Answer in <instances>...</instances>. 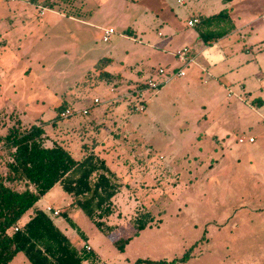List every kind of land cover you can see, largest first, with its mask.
<instances>
[{"label": "rangeland", "instance_id": "rangeland-1", "mask_svg": "<svg viewBox=\"0 0 264 264\" xmlns=\"http://www.w3.org/2000/svg\"><path fill=\"white\" fill-rule=\"evenodd\" d=\"M184 2L0 0V122L9 126L21 116L42 123L48 139L75 158L93 148L123 185L106 218L113 235L70 208L58 184L37 202L68 209L85 236L62 216L53 217L57 226L77 247L87 243L97 264L171 260L190 248L179 264H264V0ZM223 8L240 41L229 34L199 50L187 20ZM109 27L115 33L105 42L101 29ZM170 36L193 47L195 57L184 76L149 88L155 70L181 63L161 48ZM102 69L111 80L102 79ZM86 107V114L61 116ZM5 158L1 149L0 172ZM143 212L158 224L118 250L112 240L132 233ZM8 264L30 263L19 252Z\"/></svg>", "mask_w": 264, "mask_h": 264}, {"label": "trees", "instance_id": "trees-1", "mask_svg": "<svg viewBox=\"0 0 264 264\" xmlns=\"http://www.w3.org/2000/svg\"><path fill=\"white\" fill-rule=\"evenodd\" d=\"M230 1L223 0L224 3ZM193 27L197 38L205 45L235 28L228 8L199 15V22ZM104 61L100 59L95 67L100 68ZM100 74L102 79L113 77L103 69ZM252 102L259 105L261 98H254ZM15 112L19 111L15 109ZM10 118L8 114V120ZM1 149L7 158L3 163L4 172H0V264H8L19 252L30 264H97L98 258L92 248L87 243L81 247L74 245L56 225L54 215L37 207L36 203L58 184L71 196L70 208L80 209L101 232L113 235L116 226L109 224L106 218L115 213L113 198L123 185L104 157L92 148L75 158L65 145L48 139L42 123H25L21 116L9 126L0 122ZM30 209L28 220L19 224L22 215ZM58 216L81 237L85 236L68 209L60 211ZM16 224L19 227L15 230ZM157 224L153 214L143 212L135 218L133 232L113 239L112 243L122 251L140 230ZM190 250L171 260L137 258L132 264H179L188 259Z\"/></svg>", "mask_w": 264, "mask_h": 264}, {"label": "built area", "instance_id": "built-area-1", "mask_svg": "<svg viewBox=\"0 0 264 264\" xmlns=\"http://www.w3.org/2000/svg\"><path fill=\"white\" fill-rule=\"evenodd\" d=\"M180 3L183 2V0H178ZM45 9L42 8L41 12L40 13H43ZM263 20H264V17H263ZM199 22V18L197 17H194V18H191L187 21V25L190 26V27H193L194 25H196L197 23ZM114 34V30L112 28H103L102 29V40L103 41H109L111 35ZM189 48L188 47H182L178 50H176L175 52H173V56L177 57L178 60L181 61L179 67L175 68V69H171V70H166L164 68H158L157 70H155V75H157L158 77H160L161 79L157 80L156 78H150L149 81H148V86L149 88H157V87H160L162 86L163 84L169 82L170 80H172L173 78H176V77H182L185 75V70H184V67L188 65L189 62H192L193 61V57L189 55ZM93 103L97 104L99 103V100L97 98H95L93 100ZM140 110H143L144 107L143 105H141L139 107ZM75 113H78V114H86L88 113V108H84V109H81L79 111H76V112H72L71 110L69 109H66L65 111H63L61 113V116H69V115H72V114H75ZM246 140V138H239V142H244ZM248 141H253V138L252 137H249L248 138ZM45 211L46 212H49L51 214H53L54 216L56 215H59L60 214V211L57 210V209H54L53 207L51 206H46L45 207ZM19 225L16 224L14 229H18ZM87 248L89 249V246H87Z\"/></svg>", "mask_w": 264, "mask_h": 264}, {"label": "crops", "instance_id": "crops-1", "mask_svg": "<svg viewBox=\"0 0 264 264\" xmlns=\"http://www.w3.org/2000/svg\"><path fill=\"white\" fill-rule=\"evenodd\" d=\"M178 1V0H177ZM232 1V0H231ZM230 1V2H231ZM178 3H180L179 1H178ZM185 2H184V0H183V2L182 3H180V4H184ZM42 10V9H41ZM231 15V14H230ZM194 17H197V18H199V15L197 16V15H195V16H193L192 18H194ZM231 18H232V16H231ZM233 19V18H232ZM239 19V18H238ZM189 20V19H188ZM187 20V21H188ZM261 20L262 21H264L263 20V17L261 18ZM233 22H234V26H235V28H234V30H232L230 33H228L227 35H225V36H228L229 34H232V35H234V37L235 38H239L238 37V35H239V31H238V26H237V22H236V20L235 19H233ZM186 27H190V26H188L187 25V22H186ZM192 28H194V27H192ZM102 30V29H101ZM115 33V32H114ZM193 33H194V35L197 37V32L195 31V29L193 30ZM113 35V34H112ZM111 35V36H112ZM158 35L159 36H161L162 34H160V33H158ZM225 36H223L222 38H224ZM222 38H220V39H218V40H221ZM241 38V37H240ZM240 38H239V40L238 41H240ZM198 39V38H197ZM199 41V45H198V47L200 48L199 50H201L202 51V49H203V51H205L206 50V52L208 51V48H206V47H204L205 46V44L204 43H202V41L200 40V39H198L197 40V42ZM201 41V42H200ZM175 42H176V38H174L173 36L171 37H169V38H167V39H162L161 41H160V44H161V48L162 49H164V50H167V49H172V54H173V50H178V49H180V48H182V47H188L189 48V50H190V56H192L193 58L195 57L194 55L196 54V52L194 51V48L193 47H189L188 45H185L186 43H182L181 45H175ZM196 42V43H197ZM243 49H247V48H245V47H242ZM219 53H222V51H220L219 50ZM216 55V54H215ZM214 55V56H215ZM217 57H218V54L216 55ZM222 57H223V55H222ZM179 65H180V63L175 67V68H177V67H179ZM175 68H172V69H175ZM147 69H149V68H146L145 70V72H146V74L148 75V73H147ZM167 70V69H166ZM168 70H170V69H168ZM202 71H203V69H202ZM142 72H144V71H142ZM157 80H159V79H161L160 77H156V75L154 76ZM205 81V80H204ZM36 206L37 207H39V208H42V209H44L45 210V207L46 206H51V205H45V206H43V207H40V206H38L37 205V203H36ZM51 207H53L54 209H57V210H59V211H63V209H61V208H59V207H54V206H51ZM56 216H58V215H56ZM55 217V216H54ZM28 220V219H27ZM26 220V221H27ZM54 221H55V218H54ZM56 223V222H55ZM19 224H23L22 222H20L19 221ZM57 225V224H56ZM67 228V230L68 231H70V228H69V226L68 227H66ZM66 235H67V231H65V230H63V229H61Z\"/></svg>", "mask_w": 264, "mask_h": 264}]
</instances>
